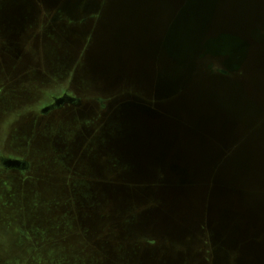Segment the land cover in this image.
Segmentation results:
<instances>
[{
  "label": "rangeland",
  "instance_id": "obj_1",
  "mask_svg": "<svg viewBox=\"0 0 264 264\" xmlns=\"http://www.w3.org/2000/svg\"><path fill=\"white\" fill-rule=\"evenodd\" d=\"M144 2L124 0L121 8L117 0H0V158L28 163L18 170L0 165V264H239L248 242L262 252L264 233L236 234V213L224 224L217 212L206 213L204 187L212 180L187 193L165 186L178 155L200 150L177 144L176 153L163 144L161 163L148 164L143 149L128 154L118 137L138 134L145 121L153 129L162 116L175 124L169 137L201 138L190 117L202 111L177 104L175 111L174 96L156 92L157 82L175 84L190 100L192 72L233 116L226 154L258 152L252 139L242 149L236 142L251 120L250 112L240 115V104L251 108L249 78L264 74V23L248 24L259 33L244 32L249 61L236 72V46L225 54L205 46L236 39V19L225 18L236 0H223L202 50L175 65L157 44L186 0ZM65 90L83 104L43 114ZM203 152L210 158V148ZM254 187L247 184L248 202H232L264 223V202L251 201Z\"/></svg>",
  "mask_w": 264,
  "mask_h": 264
},
{
  "label": "water",
  "instance_id": "obj_2",
  "mask_svg": "<svg viewBox=\"0 0 264 264\" xmlns=\"http://www.w3.org/2000/svg\"><path fill=\"white\" fill-rule=\"evenodd\" d=\"M117 1V5L124 8V0ZM133 1L145 4L144 0ZM222 1L186 0L185 6L180 7L181 9L173 19L164 39L158 41L159 54L165 56L167 52H170L174 58L173 62L175 65H182L189 58L194 59L203 48L205 28L212 22L216 12L220 9ZM229 10L232 18L226 15V13L225 18L228 23H233L235 22L233 19H236V39L224 36L219 40L206 42L205 46L209 52H216L218 54H225L229 50V47L235 48L236 46V72H239L249 61L250 43L243 39L244 32L248 27L249 32L253 33L252 36H256L257 32L259 33V30H255L256 28L250 29V25L248 26V24L264 23V0H236L235 6L232 3L229 5ZM251 14L253 16L249 19L248 15L250 16ZM117 34H120V32L118 31ZM260 37L264 39V33ZM146 47L150 51L151 46L148 47L147 45ZM160 47H163V49L160 50ZM260 67L264 71V60L260 63ZM220 74L229 75L225 70H220ZM188 77V80L191 81L189 85L191 90L190 100L187 95L186 97L183 95L181 98L178 92L180 88L175 84L165 86L157 82L156 92L158 95L167 92L172 97L174 96L172 108L175 111L176 104L178 105L177 107L189 105L187 109L189 113L190 109L193 112L195 111V113L201 110L202 112L198 111V114L201 112V116L205 113V108L212 110L211 116L190 117L191 123L194 125L192 129L193 134L199 133L202 136L201 138H199L200 136L190 138L191 135L185 140L169 137L175 128V124H173L174 122H168L165 117L160 116L157 118L156 125H151L153 129L148 130L150 123L145 121L141 124L143 128L138 134L124 135L118 137V140L126 146L128 154L130 152L135 156V153L143 149L142 152H144L145 156H142V159H145L148 164L156 163L159 165L161 163L160 161L163 159L159 156V152L161 151L160 146L163 144L170 145V148H175L176 153L180 151L182 146H185L186 149L190 147L189 149L200 150V153L196 154L187 155L184 153L183 155L181 153V155H178L175 159L177 162L172 164V174H170L171 176L165 186L168 184L174 185L178 189H183L184 193H187V189L190 190L195 185L199 187L198 184L202 183V181L205 183L207 180H212L209 187H204V196L208 198L205 207L206 213H210L211 211V213L217 212L218 218L223 224L230 222L231 215L236 213L235 226L236 234L239 233L238 235H246L245 237L252 238V233H264V223H260L259 218L252 210L244 208L243 205L242 207L236 206L235 209L236 204L234 205V202H232L235 198V202H248L247 196L251 191L247 189V184L250 182L257 185L253 188L251 201L264 202V194H256L258 189L264 190V118L260 116L261 109L263 108L262 102H264V74L252 75L249 78L248 82H250L253 89L251 108L245 109V103L244 105L240 104V115L245 117L246 113L250 112L249 117H251V120L249 122L245 120L246 135L236 142V149H242L248 147V145L245 146L247 139H252L258 152L255 154L238 152L232 156L225 152L229 145L226 137L233 130L235 123L232 114L229 111L223 110L221 103L215 101V92L212 86L204 84V80L200 81L192 72ZM195 90L199 94L198 100L194 98L196 97V92L193 94ZM82 104V100L66 94L55 99L54 104L44 108L42 113L45 114L51 109L64 105L77 107ZM238 118L240 119L241 117ZM170 125H173L172 131L170 130ZM238 125L241 124H239V120L236 118V128ZM206 131L209 133L214 132V134H217V137H212V139L204 137ZM193 134L192 136L195 137ZM177 144H181L182 146L178 148ZM253 144L249 147L252 148ZM206 148H210L211 156L210 158L202 159L204 155L203 151ZM189 156H192V158ZM178 162L181 164H178ZM2 164L7 169H21L25 162L7 158L2 160ZM148 175L151 176V173ZM231 204L234 205V208ZM261 247L262 252L258 254L255 251V244L248 242L246 246L247 252L243 253L239 264H264V244H261Z\"/></svg>",
  "mask_w": 264,
  "mask_h": 264
},
{
  "label": "flooded vegetation",
  "instance_id": "obj_3",
  "mask_svg": "<svg viewBox=\"0 0 264 264\" xmlns=\"http://www.w3.org/2000/svg\"><path fill=\"white\" fill-rule=\"evenodd\" d=\"M69 95V93L67 92V90H65V91H63V94H62V96H64V95ZM61 96V97H62ZM70 96V95H69ZM72 97V96H71ZM58 98H60V97H58ZM75 98V97H74ZM53 99V101H52V104H50V105H48V106H52L53 104H54V102H55V99H57L56 97H54V98H52ZM47 106V107H48ZM64 106H66V105H64ZM64 106H61V107H59V108H54V109H51L50 111H52V110H56V109H61L62 107H64ZM3 159H7V158H5V157H2V158H0V165H1V167L3 168V169H5V170H15V169H7V168H5L4 166H3V164H2V160ZM22 161V160H21ZM25 162V164H24V166H23V168H21V169H26L27 168V166H28V163L26 162V161H24ZM16 170H18V169H16Z\"/></svg>",
  "mask_w": 264,
  "mask_h": 264
},
{
  "label": "trees",
  "instance_id": "obj_4",
  "mask_svg": "<svg viewBox=\"0 0 264 264\" xmlns=\"http://www.w3.org/2000/svg\"><path fill=\"white\" fill-rule=\"evenodd\" d=\"M260 183H261V182H260ZM255 186H257V185H255ZM256 189H257V188H256ZM262 193L264 194V190L262 191V190L258 189L256 194H258V195H262Z\"/></svg>",
  "mask_w": 264,
  "mask_h": 264
}]
</instances>
